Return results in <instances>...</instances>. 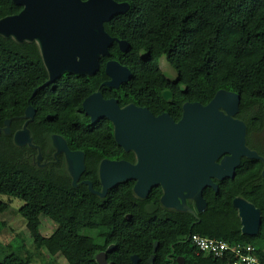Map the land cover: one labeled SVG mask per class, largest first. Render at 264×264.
<instances>
[{
    "label": "trees",
    "instance_id": "1",
    "mask_svg": "<svg viewBox=\"0 0 264 264\" xmlns=\"http://www.w3.org/2000/svg\"><path fill=\"white\" fill-rule=\"evenodd\" d=\"M115 1L127 2L128 9L113 15L104 27L110 36L129 43L126 52L116 41L109 46V58L134 73L123 84V92L128 85L134 96L157 95L160 89L171 88L178 106L184 101L207 104L220 89L239 93L236 116L246 124L247 145L263 160L241 158L234 178L217 181L218 191L203 190L207 206L196 216L163 207L155 189L144 199L135 197L133 182H121L99 197L82 180L99 190L98 160L126 158L115 146L107 120L91 125L86 115L78 113L81 100L99 81L94 76L65 74L55 81V88L41 89L48 74L38 45L0 34V128L10 120V133L0 132V195L21 200L17 212L25 220L34 249L47 257L46 264H53L57 254L67 264H98L95 254L111 244L108 264H131V255L139 257L138 264H176L177 256L185 264H226L194 248L188 239L191 234L251 244L264 264V151L251 143L252 133L264 123V0ZM21 9L12 0H0V18ZM161 60L176 70L175 84L161 75L157 67ZM29 104L40 120L28 124L37 143L43 145L44 131L52 132L65 136L72 148L84 150L85 170L75 186L62 161L40 167L35 150L14 144L13 132L23 123L17 117ZM173 114L178 118L180 108ZM41 152L45 159L50 153ZM237 196L260 209L257 235L241 233L232 204ZM7 206L0 202V211ZM41 216L57 225L48 236L40 232ZM3 226L0 223V230ZM12 241L17 244H8L10 252L0 264H32L22 237ZM154 242L158 243L155 252ZM151 255L154 262L148 263Z\"/></svg>",
    "mask_w": 264,
    "mask_h": 264
},
{
    "label": "water",
    "instance_id": "2",
    "mask_svg": "<svg viewBox=\"0 0 264 264\" xmlns=\"http://www.w3.org/2000/svg\"><path fill=\"white\" fill-rule=\"evenodd\" d=\"M22 9L12 15L0 18V34L15 41L35 42L48 73V80L39 88L52 83L64 72L93 74L99 59L109 55V46L116 41L121 51H128L129 43L110 36L104 23L118 13L128 9L127 2L115 0H12ZM106 74L110 80L106 85L117 87L130 77L127 67L115 60L106 63ZM168 92H165L167 95ZM240 94L218 90L205 105L186 102L182 106L179 121L168 114L152 117L145 109L133 105L119 107L115 100H104L99 92H94L83 101V108L90 120L107 117L113 124L117 144L127 151L132 149L136 163L103 160L99 166L100 190H95L90 181H82L89 191L104 197L107 191L121 182L135 180L133 193L145 198L151 187L161 185L163 194L160 203L167 209L189 212L196 216L207 204L203 190L210 187L218 191L215 182L234 178L241 158H263L246 145L245 123L234 116L239 110ZM34 109L29 104L25 117L32 119ZM154 122L146 129L144 120ZM10 120L4 121L0 132L10 133ZM145 130L154 133L157 141L147 146L143 139ZM56 154L63 153L65 170L73 186L85 170L84 154L70 150L60 135H52ZM17 146L31 144L28 130L24 127L13 134ZM41 154L36 155L40 164ZM190 200L195 208L187 205ZM240 220V230L244 235H257L261 224L260 209L237 196L232 200ZM153 244V251L157 249ZM106 251L95 254L98 264H108ZM131 263L137 264V255L131 256ZM154 255L148 262L152 263ZM176 264H185L183 257H177Z\"/></svg>",
    "mask_w": 264,
    "mask_h": 264
},
{
    "label": "flooded vegetation",
    "instance_id": "3",
    "mask_svg": "<svg viewBox=\"0 0 264 264\" xmlns=\"http://www.w3.org/2000/svg\"><path fill=\"white\" fill-rule=\"evenodd\" d=\"M109 55H110V53H109ZM109 55L108 56H102L101 57V58H103V57L104 58H107L102 63L100 62V59L101 58L99 59L98 67H97L96 71L93 74H91V75L76 74V73H72V72H64V73H62L56 79V80H58L63 75L68 74V75H76V76H79V77H86L88 79L94 76L96 83L99 81V83L96 85V88L90 94H88L87 96H85L81 100V102H80V110H78V113L82 112L84 115H86L87 118H88V120H89V123L91 125L92 124H96L97 122H99L100 120H103V119L107 120L109 122L110 127H111V137H112V140L114 141L115 146L118 147V148H120V149H122V147H120L117 144V142L115 141L114 129H113L112 122L107 117H103V118H100V119L96 120L95 122H92L90 120L89 115L86 114V112H85V110L83 108V101H84V99H86L88 96H90L94 92H99L101 94L102 99H104V100H110V99L115 100L116 103H117V105L119 107H121V108L122 107H125V106H128V105H133V106H135L137 108L145 109V112L147 114H150L152 117H158V116L163 115V114H168L174 121H176V122L179 121V119L181 118V115H182V106H183L184 103L189 102V101H184V102H182L178 106V104L176 102V99H175V92L171 88H162V89L159 90V92H158L157 95L156 94H150V95H148V94L141 93L138 96H134L132 94L131 86L128 85V88L126 89V91L123 92L124 91L123 84L128 83V82L131 81V79L133 78V74H134L133 73V70H132V68H130V67L126 66V65L121 64L117 60L112 59V58H109ZM109 60H115V61H117L122 66L127 67V69L130 72L129 79L127 81H125V82L120 83L117 87L109 86V85H106L105 84V82H107V81L110 80V77L105 72L106 63ZM157 67H158L161 75L164 77V79L166 81H168L169 83H173V84H175L177 82V80H178L177 79V76H178L177 75V72L168 63H165V66L162 68L161 67V64L159 62V64H158ZM47 80H48V78H47ZM56 80H54L52 83H49L48 85H45L44 87H47V86H51L52 85L51 87L52 88H55L56 85L54 83H55ZM166 91L168 92L167 95H165V92ZM124 93H126V94H124ZM123 99H125V101H126L125 103H122L121 102V101H123ZM189 103H193V102H189ZM32 108L34 109V115H33L32 119H28V118L25 117V109H24L23 114L20 115L19 117H17L19 119H23V123L21 124V126L19 128H17L13 132V134H15L17 131H20L24 127L28 130L29 136L31 138V144L30 145L29 144H25L22 147H27L30 150H35L37 152V154L40 153L41 154V159H40L39 163L42 164V165L43 164H45V165H51V164H55V163L58 164V163H61V161H62L64 163V166H65L66 165V160L64 158V154L63 153H59V154L57 153L56 154V147L54 146L53 140H52V135H60L65 140L66 145H67V147L70 150L83 152V154H84V164H85V152H84V150L82 148H72L73 145H70V142L62 134L52 133V132H49L48 133V132H45L44 131L42 133V140L44 142L43 145L37 143L36 134L28 127V124H30V123H36V124L40 123V120L36 118V115H37L36 109L33 106H32ZM178 108H180V116L178 118H174L173 111L176 110V109H178ZM46 118L50 119L51 118V114H47L46 115ZM234 118L239 119L236 115L234 116ZM144 126H146V129H147V127L148 128L149 127L152 128L154 126V122L152 120L150 121L149 119L146 118L144 120ZM245 126H246V124H245ZM152 132H149V131L147 132L145 130V134L143 136V139L146 140V141H148V143H146L147 146H151V145L155 144L156 141H157V139H158L157 136L153 135L154 133H152ZM246 145H247V127H246ZM41 151H49L50 152L49 154H46V159L43 158V154H42ZM123 151L126 153V158H118L117 159V158H110V157H106L105 156V157H102V158H100L98 160L97 168H96V173H97L98 179H99V166H100V163L103 160H110V161H121V160H123V161H126V162L130 163V164H135L136 163V155H135V152L132 149L127 150V151L123 150ZM35 160H36V158H35ZM262 172H264V169L262 170ZM79 180H80V178H79ZM82 181H89V180H82ZM127 182H133V185H132V192H133V187H134V184H135V180L132 179V180H129ZM215 182H217V180H215ZM206 188H210V187H205L204 189H206ZM100 189H101V184H100ZM154 189L156 191H159L160 192V195H159V202H160V198H161V196L163 194L161 185H156V186L151 187L150 190H149V192H148V194L145 196V198L148 197V195L150 194V192L152 190H154ZM134 196H135V194H134ZM135 197H137V196H135ZM137 198H139V197H137ZM140 199H142V198H140ZM186 203H187L188 206H190L192 209L195 210V208L193 206V203L190 200H186ZM170 210H174V209H170ZM131 256H130V258H131ZM177 257H181V256H177ZM177 257H176V259H177ZM149 258H150V256L148 257L147 262H148ZM106 261L108 262L107 255H106ZM139 262H140V259H139L138 263ZM153 262H154V260L152 261V263Z\"/></svg>",
    "mask_w": 264,
    "mask_h": 264
},
{
    "label": "rangeland",
    "instance_id": "4",
    "mask_svg": "<svg viewBox=\"0 0 264 264\" xmlns=\"http://www.w3.org/2000/svg\"><path fill=\"white\" fill-rule=\"evenodd\" d=\"M165 63L164 60L160 61L162 68L165 66ZM251 143L264 151V123L260 131L252 133ZM12 200L7 199L6 196L0 195V202L7 203L8 205L4 211H0V223L4 224L0 230V259L10 252L8 247L10 242H13V245L17 244L16 241H12L14 237L20 236L24 241L23 244L25 248L32 254V264H46L47 257L44 256L42 252H36L32 238L26 229L25 220L17 212V209L22 205L21 200ZM40 220V232L44 236L50 235L57 227L56 223L45 216H41ZM53 264H67V262L61 255L57 254L54 257Z\"/></svg>",
    "mask_w": 264,
    "mask_h": 264
},
{
    "label": "built area",
    "instance_id": "5",
    "mask_svg": "<svg viewBox=\"0 0 264 264\" xmlns=\"http://www.w3.org/2000/svg\"><path fill=\"white\" fill-rule=\"evenodd\" d=\"M190 244L205 254L226 260V264H263L255 247L243 242L229 243L198 234L188 236Z\"/></svg>",
    "mask_w": 264,
    "mask_h": 264
}]
</instances>
